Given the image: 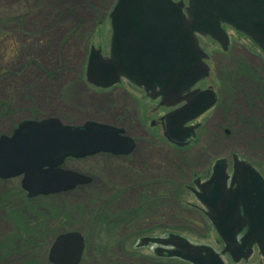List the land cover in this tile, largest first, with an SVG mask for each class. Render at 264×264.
<instances>
[{
  "label": "water",
  "instance_id": "obj_1",
  "mask_svg": "<svg viewBox=\"0 0 264 264\" xmlns=\"http://www.w3.org/2000/svg\"><path fill=\"white\" fill-rule=\"evenodd\" d=\"M111 34L109 50L91 45L85 67L90 84L108 87L126 78L133 84L164 98L207 75V53L199 36H209L223 50L228 37L227 24L264 47V0H115L108 14ZM151 95H154L151 93ZM215 101L212 91L195 97L168 115L164 135L177 146H185L195 134L183 128L185 119L195 118ZM116 127L93 120L81 125L64 124L57 117L25 119L11 134L0 135V178L20 177L28 197L66 191L91 181L89 175L63 168L67 154L84 156L97 151L123 152L125 137ZM226 159H217L209 178L197 184L194 194L206 207V215L222 238L224 251L237 248L236 234L246 227L240 249L246 258L256 243L264 257V181L247 162L232 154L230 187ZM149 242L171 245L166 256H176L193 264H224L211 246L193 244L183 236H143L138 245ZM85 247L77 230L57 234L49 245L47 260L52 264H78ZM239 257H233L237 260Z\"/></svg>",
  "mask_w": 264,
  "mask_h": 264
},
{
  "label": "rangeland",
  "instance_id": "obj_2",
  "mask_svg": "<svg viewBox=\"0 0 264 264\" xmlns=\"http://www.w3.org/2000/svg\"><path fill=\"white\" fill-rule=\"evenodd\" d=\"M114 1L0 0V72L5 71L0 73V99L12 101L14 107L4 130H8L17 120L29 117L32 111L35 112L34 116H55L71 124L89 118L116 121L115 113L93 108L86 92L78 93L81 102H76L70 96V92L77 88L83 78L81 69L85 65L89 45L104 40L108 33L107 15ZM72 29L73 34L68 36L67 33ZM227 32L230 39L227 51L211 41H205L203 46L210 55V70L222 79L220 89L223 102L225 89L228 85L234 86L232 98L229 99L232 107L227 119L235 132L229 136L200 134L194 141V146L179 151L165 147L147 150L141 144L139 153L135 156L137 163H143L139 167L144 179L159 177L160 180L182 184L177 196L184 205H199L197 199L185 188L186 184H190L188 178L191 173L202 174L206 162L218 156L226 157L228 152L233 151L260 169L264 166V129L254 128L250 106L252 84L245 73L239 72L237 76L234 74L242 59L249 64L247 50L252 46L246 38L238 36L233 30L228 29ZM18 48L22 50L20 55L16 52ZM71 106H76L77 109H72ZM261 116L259 114L260 118ZM262 125L264 127V123ZM178 165H181L182 170H178ZM67 166L101 177L103 181L100 182L104 185L111 180L119 181V178L127 180L112 172L107 164H97L88 158L69 161ZM179 172H182L180 176ZM85 186L81 189L74 188L72 194L68 191L47 195L45 201L52 203L51 206L76 201ZM18 188L23 192L18 177L0 178V195L18 192ZM133 191L134 189L125 196L126 199H122L125 206L129 205L128 198H131ZM52 195L56 197H50ZM188 217L192 221L183 218L175 221L149 218L143 226L138 227H150L152 231L136 237H130L131 229L126 228L121 234L122 246L114 244L112 248L113 262L154 264L149 260H154L152 250L156 245L136 246L138 238L144 235L163 237L168 232H176L192 243L219 248L216 244L217 233L206 215L191 213ZM82 224L79 218H72L65 228L74 230L82 227ZM168 261V264H188L177 259ZM253 262L256 263V260H249V263ZM227 264L235 263L228 260Z\"/></svg>",
  "mask_w": 264,
  "mask_h": 264
},
{
  "label": "flooded vegetation",
  "instance_id": "obj_3",
  "mask_svg": "<svg viewBox=\"0 0 264 264\" xmlns=\"http://www.w3.org/2000/svg\"><path fill=\"white\" fill-rule=\"evenodd\" d=\"M186 2V0H184ZM100 24L102 21L99 22ZM107 35L104 40L99 41L96 44H90L94 47H100L102 54H107L109 50V41H110V22L107 15ZM222 27L227 33L228 36V47L229 49V35L227 30L231 29L240 37L246 38L250 44L251 49L248 48L247 54L249 57V71L248 74L250 83L252 84V91L250 96V106L252 108L253 122L254 128L258 130H263L264 123V47L259 46L256 42H254L251 38L235 30L233 27L223 24ZM199 43L201 47L205 50L203 44L205 41H211L214 44H219L211 39L209 36H199ZM89 45V47H90ZM220 47V46H219ZM226 50V51H227ZM206 52V51H205ZM208 54V53H207ZM88 55V54H87ZM87 58V56H86ZM210 59V55L208 54L207 59V75L199 77L196 81L186 86L178 95L173 97L164 98L161 94H156L158 91V87H155L153 91H146L143 87H139L132 82H130L126 78H121L119 82L114 83L108 87H99L93 84H90L84 78L85 65L81 69V74H83V78L80 80V84L77 85V88L70 92V96L72 99H75L76 102L80 101L81 98L78 97V93L86 92L88 95L93 108L99 109L103 112H113L115 113V122H109L106 120L93 119L97 122H103L110 124L117 129L120 130L118 133L121 137H125V150L123 152H112V151H97L91 154H87L84 156H74L71 154H67L63 157V167H68L67 163L69 161H80L85 159H91L97 164L101 162V165L107 164L112 172L115 174H120L121 172L125 173L129 172L131 175L136 176V180H121L120 178L117 180H111V182H106V187L109 192H120L124 197L127 196L129 192L139 186L141 190H143V177H142V169L139 166H143V163H137L135 156L139 153L140 145L144 144L147 150L151 149H160V148H168L172 149V151L176 150H186L190 146H194V141L198 138L200 134H213L215 136H229L233 134L235 131L228 124V115L230 113L231 102L229 99L232 98V93L234 92V86L228 85L225 89V93L222 100V90L220 89L222 86V79L217 77V75L212 73L210 70V65L208 63ZM86 63V62H85ZM235 76L240 72V68L236 67ZM212 91L215 97L214 103L205 111L200 113L195 118L185 119L182 124L183 128H192L194 132V136L190 138L189 143L182 147L177 146L173 142H170L164 135L165 130H168V115L184 105H187L193 98L197 97H206L207 92ZM153 93L154 95H151ZM76 97V98H75ZM81 102V101H80ZM64 105V104H63ZM72 107V106H71ZM72 109H77V107L73 106ZM97 109V110H98ZM259 114L262 115L261 118ZM257 117V118H256ZM225 118V119H224ZM62 120V119H61ZM87 120V119H85ZM85 120L79 123H74L73 125H81ZM63 121V120H62ZM64 122V121H63ZM71 124V123H70ZM236 152H228L227 156H218L213 160L206 162L205 170L202 174L191 173L190 184H186L185 188L196 198L194 194V190H197V184L195 180L199 183L205 182L212 171V167L214 162L217 159H226V173L229 175L226 181V186L230 187V176L232 174V154ZM238 158L244 160L249 163L258 173L261 180L264 181V166L260 169L254 163L250 162L246 158L242 157L238 154ZM90 174V173H89ZM91 175V174H90ZM92 177V186L97 187L100 184V181H103L101 177L91 175ZM121 177V176H120ZM84 185H78L75 188L81 189ZM169 194L173 195L172 192ZM197 199V198H196ZM199 203V202H198ZM190 210H193L197 214H206L207 209L201 203L198 204H190ZM246 231V227H242V229L236 234V240L238 241L236 246L237 248L233 249L232 254L229 251H224V242L222 238L217 234L216 244L219 248H214L211 246L215 252H217L224 264H227V261H231L235 264H252L249 263V260H256V263L253 264H264V257L260 253L257 244L254 242L250 245V254L244 258L243 253L245 252V248L242 250L239 248L241 244V238ZM168 232L165 236L161 238L167 237ZM159 237V236H157ZM191 242V241H190ZM154 243H148L144 246H148ZM156 246L153 248L154 260H149L150 263L154 264H168L170 259H177L188 264H192L191 262L181 259L175 256H166L160 255L164 254V250H159L158 253L155 252V248L162 247L163 249H171V245H161L155 244ZM233 257H239L237 260H233ZM148 261V259H147ZM148 261V262H149ZM146 262V261H145ZM252 262V261H251Z\"/></svg>",
  "mask_w": 264,
  "mask_h": 264
},
{
  "label": "trees",
  "instance_id": "obj_4",
  "mask_svg": "<svg viewBox=\"0 0 264 264\" xmlns=\"http://www.w3.org/2000/svg\"><path fill=\"white\" fill-rule=\"evenodd\" d=\"M73 32L72 29L67 35L70 36ZM16 52L20 55L21 48ZM239 68L241 74L248 76L250 73L249 65L244 59L240 61ZM13 112L12 101L0 99V134L10 133L17 122L22 120H17L8 130H4L3 127L7 126ZM34 113L32 111L27 118H40L34 116ZM180 166L178 165V170H182ZM120 176L129 181L137 179L129 172H121ZM181 185L160 180L159 177L143 178L144 189L136 186L133 195L128 198L130 203L126 206L122 200L125 197L120 192H109L104 183L98 188L86 185L78 200L63 202L61 206H51L52 203L45 201L48 196L29 198L20 188L18 192L0 195V264H52L47 260L49 245L53 236L69 230L65 225L72 218H79L83 223L82 227L74 230L81 232L85 238L84 253L78 264H127L113 262L112 256L114 244L122 246L121 234L126 228L131 229L130 237H136L152 231L150 227H138L143 226L149 218L168 221L183 218L192 221L188 215L195 212L177 196L181 192ZM73 192L71 190L68 193ZM56 203L60 205L59 202ZM117 240L120 242H115Z\"/></svg>",
  "mask_w": 264,
  "mask_h": 264
}]
</instances>
